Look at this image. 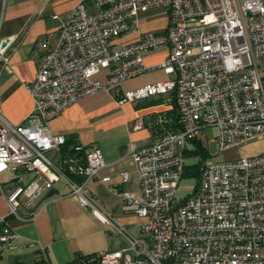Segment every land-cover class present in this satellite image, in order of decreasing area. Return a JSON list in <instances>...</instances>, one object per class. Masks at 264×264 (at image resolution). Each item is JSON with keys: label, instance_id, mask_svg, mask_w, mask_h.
Wrapping results in <instances>:
<instances>
[{"label": "built area", "instance_id": "obj_1", "mask_svg": "<svg viewBox=\"0 0 264 264\" xmlns=\"http://www.w3.org/2000/svg\"><path fill=\"white\" fill-rule=\"evenodd\" d=\"M159 8L168 12L167 27L141 32V15ZM130 35L135 39L121 41ZM160 51L167 56L156 68L170 79L122 92L123 82L152 70L145 56ZM0 63L9 66L7 47L0 48ZM25 86L34 101L32 113L20 125L0 116V173L13 175L4 193L8 211L0 220V256L17 238L7 218L33 217L38 202L61 181L70 190L61 197L77 196L128 245L99 252L98 264H264V148L207 162L198 190L175 204L188 143L201 145L208 129L219 152L264 140V0H82ZM99 91L111 93L119 105L171 95L177 107L179 132L128 152L140 195L124 203L144 220L146 238L129 234L87 192L92 180L110 182L100 176L106 167L102 151L83 146L78 137L68 144L50 128L66 108ZM51 152L61 154V165ZM27 173L34 178L25 182ZM122 177L127 182L129 174Z\"/></svg>", "mask_w": 264, "mask_h": 264}, {"label": "crops", "instance_id": "obj_2", "mask_svg": "<svg viewBox=\"0 0 264 264\" xmlns=\"http://www.w3.org/2000/svg\"><path fill=\"white\" fill-rule=\"evenodd\" d=\"M80 1L0 0V48L4 42L9 43V66L0 63V116L8 123L20 125L34 110V101L25 83L34 80L41 55L57 45L61 27ZM87 6L89 12L95 11L89 2ZM147 14L139 18L141 32L162 31L167 27L168 19L160 25H145L142 21ZM135 37L130 35L121 41L130 42ZM166 56V51L146 55L145 64L152 70L123 82L122 92L169 80L168 75L156 68ZM173 100V96L166 95L119 105L111 93L99 91L69 106L50 123L54 134L68 140L78 137L83 146L95 145L102 151L106 167L100 176L110 177V182L105 184L95 179L87 184L86 190L104 211L136 238H146V235L142 231L144 220L136 215L134 208L124 203L125 199L140 195L139 175L128 152L131 146H145L155 140L151 121L171 112L175 106ZM139 123L140 128L136 129ZM49 156L56 165H61L60 153L51 152ZM123 173L129 174L127 182L123 181ZM33 178L32 173L24 175L25 182ZM12 180L10 172L0 173V220L7 215L4 193L11 187ZM69 192L63 182H57L54 189L38 202L33 217L24 221L7 218L17 238L11 249L2 252L0 260L68 264L77 254L113 252L128 246L123 237L82 207L77 196L61 197ZM20 213L29 216L24 207L20 208Z\"/></svg>", "mask_w": 264, "mask_h": 264}, {"label": "rangeland", "instance_id": "obj_3", "mask_svg": "<svg viewBox=\"0 0 264 264\" xmlns=\"http://www.w3.org/2000/svg\"><path fill=\"white\" fill-rule=\"evenodd\" d=\"M168 19V12L164 9H154L151 10L146 18L143 19L145 25H160L165 20ZM140 22V21H139ZM207 138L201 142L203 151H205V156L201 153L198 154H188L185 157V164L193 166L198 164L200 161H203V165L207 162L215 161H231L239 159L244 156H251L258 154L264 148V140H256L242 144L236 148L229 149L224 152H219L215 140V133L212 129L206 131ZM187 151L193 152L195 150V143H188ZM198 179L192 176H184L179 184V188L176 192L175 204H179L182 200L189 198L193 195L194 189L197 185Z\"/></svg>", "mask_w": 264, "mask_h": 264}, {"label": "trees", "instance_id": "obj_4", "mask_svg": "<svg viewBox=\"0 0 264 264\" xmlns=\"http://www.w3.org/2000/svg\"><path fill=\"white\" fill-rule=\"evenodd\" d=\"M174 104H175V101H174ZM151 125H152L151 127L153 128V131L156 137L161 134H165V133L179 132L182 129V127L179 123L176 104L171 112L164 113L161 117L152 120ZM71 140L72 139L68 140L69 141L68 144L71 142ZM67 146L64 148L65 152L68 149ZM198 153H201L205 156V151H203L202 146L196 142L195 150H193V152H189L187 151V149L185 150V157L188 154H198ZM204 160L205 158L202 161H200L198 164L193 165V166L185 165L184 176L194 175L198 179L197 185L194 189V193L198 190L200 174H201L202 167L204 166L203 165ZM68 264H98V254H93V255L77 254L72 260V262Z\"/></svg>", "mask_w": 264, "mask_h": 264}, {"label": "water", "instance_id": "obj_5", "mask_svg": "<svg viewBox=\"0 0 264 264\" xmlns=\"http://www.w3.org/2000/svg\"><path fill=\"white\" fill-rule=\"evenodd\" d=\"M8 44H9L8 41H7V42H4V43L2 44V46H1V48H5V47H7Z\"/></svg>", "mask_w": 264, "mask_h": 264}]
</instances>
